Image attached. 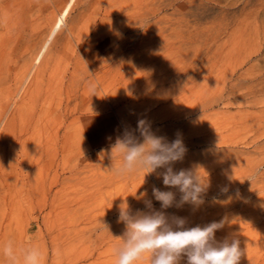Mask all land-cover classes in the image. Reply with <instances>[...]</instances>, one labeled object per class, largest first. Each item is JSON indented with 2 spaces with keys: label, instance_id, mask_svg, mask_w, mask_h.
<instances>
[{
  "label": "rangeland",
  "instance_id": "374dc122",
  "mask_svg": "<svg viewBox=\"0 0 264 264\" xmlns=\"http://www.w3.org/2000/svg\"><path fill=\"white\" fill-rule=\"evenodd\" d=\"M140 119L196 142L173 169L204 178L202 203L161 209L153 186L177 189L116 173ZM145 200L223 221L215 239L264 264V0H0V264H116L119 207Z\"/></svg>",
  "mask_w": 264,
  "mask_h": 264
},
{
  "label": "clouds",
  "instance_id": "9594fccd",
  "mask_svg": "<svg viewBox=\"0 0 264 264\" xmlns=\"http://www.w3.org/2000/svg\"><path fill=\"white\" fill-rule=\"evenodd\" d=\"M137 132L143 142L138 139ZM114 149L122 158L115 170L118 175L143 171L145 177L156 173L158 178L162 177L165 187L179 191L180 200L176 201L175 192L153 186L152 196L160 202L161 209L174 204L202 203V194L206 190L204 178L191 169H173V165L181 161L186 153L179 135L169 142L166 137L156 135L146 120L140 119L136 129H125L122 136L117 138L112 151ZM158 169L163 171L157 172ZM144 203L150 211L133 212L126 202L119 207L118 222L124 224L125 231L121 237L122 244L116 250V264H136L145 254L150 255V264H179L182 256H186L187 264H239L246 254L238 239L230 242L215 239V233L223 227V221L185 227L184 218H169L162 211L154 210L151 200ZM4 252L10 258H15L10 244ZM23 264H40L39 249L25 250Z\"/></svg>",
  "mask_w": 264,
  "mask_h": 264
},
{
  "label": "bare ground",
  "instance_id": "6f19581e",
  "mask_svg": "<svg viewBox=\"0 0 264 264\" xmlns=\"http://www.w3.org/2000/svg\"><path fill=\"white\" fill-rule=\"evenodd\" d=\"M172 3H174V2H171V3H168L167 5H170V6H173L174 4H172ZM192 139V138H191ZM198 140H201V139H198ZM201 141H203V140H201ZM184 142V141H183ZM206 142V145L208 146L209 144H208V141H205ZM199 143V142H198ZM197 143V144H198ZM184 144V146H185V148L186 147H191V146H193V148L196 146V142L194 141V140H189V142L186 144V140H185V143H183ZM205 145V146H206ZM214 146L212 147V148H208L207 150L206 149H204V150H206V152H215V153H217V152H219L220 151V149H219V143L217 144V143H214L213 144ZM191 149V148H190ZM196 149V148H195ZM198 149V148H197ZM187 150V152H188V149H186ZM193 150V149H192ZM191 150V151H192ZM195 151V150H194ZM196 151H198V150H196ZM190 152V151H189Z\"/></svg>",
  "mask_w": 264,
  "mask_h": 264
}]
</instances>
